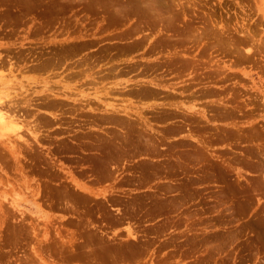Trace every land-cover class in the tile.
<instances>
[{"label": "rangeland", "instance_id": "rangeland-1", "mask_svg": "<svg viewBox=\"0 0 264 264\" xmlns=\"http://www.w3.org/2000/svg\"><path fill=\"white\" fill-rule=\"evenodd\" d=\"M146 1L0 0V264H264V0Z\"/></svg>", "mask_w": 264, "mask_h": 264}, {"label": "bare ground", "instance_id": "bare-ground-1", "mask_svg": "<svg viewBox=\"0 0 264 264\" xmlns=\"http://www.w3.org/2000/svg\"><path fill=\"white\" fill-rule=\"evenodd\" d=\"M162 1V0H161ZM164 1V0H163ZM147 2V4H148V0L146 1ZM151 2V5H154L155 6V4L156 3H153V0H151L150 1ZM150 2H149V4H150ZM163 5V4H162ZM159 6V5H158ZM158 6H157V8H158ZM147 7H149V6H147ZM154 8V7H153ZM160 9V8H159ZM165 9V8H164ZM154 10V9H153ZM161 10H163V9H160V11ZM155 11H156V8H155ZM154 12V11H153ZM157 12V11H156ZM144 13H146V12H144ZM167 13V12H166ZM17 128V126H16V122L14 121V120H12V119H9V117H7V116H5V112H3V111H1L0 110V130H2V132H3V130H4V132L6 133V132H9V131H11V132H13V131H15V129ZM89 247V246H88Z\"/></svg>", "mask_w": 264, "mask_h": 264}]
</instances>
